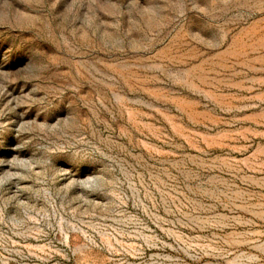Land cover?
<instances>
[{
  "label": "rangeland",
  "instance_id": "obj_1",
  "mask_svg": "<svg viewBox=\"0 0 264 264\" xmlns=\"http://www.w3.org/2000/svg\"><path fill=\"white\" fill-rule=\"evenodd\" d=\"M0 264H264V0H0Z\"/></svg>",
  "mask_w": 264,
  "mask_h": 264
}]
</instances>
